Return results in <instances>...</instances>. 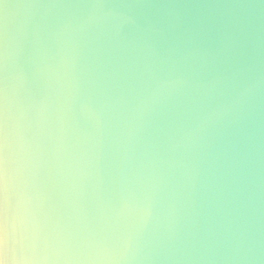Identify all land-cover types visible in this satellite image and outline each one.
<instances>
[{
	"label": "clouds",
	"instance_id": "obj_1",
	"mask_svg": "<svg viewBox=\"0 0 264 264\" xmlns=\"http://www.w3.org/2000/svg\"><path fill=\"white\" fill-rule=\"evenodd\" d=\"M0 264H264V0H0Z\"/></svg>",
	"mask_w": 264,
	"mask_h": 264
}]
</instances>
